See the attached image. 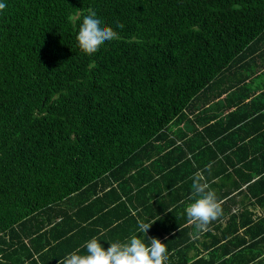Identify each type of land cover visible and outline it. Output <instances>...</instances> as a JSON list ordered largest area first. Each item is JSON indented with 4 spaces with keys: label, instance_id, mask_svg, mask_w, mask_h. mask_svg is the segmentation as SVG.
Masks as SVG:
<instances>
[{
    "label": "trees",
    "instance_id": "16d2710c",
    "mask_svg": "<svg viewBox=\"0 0 264 264\" xmlns=\"http://www.w3.org/2000/svg\"><path fill=\"white\" fill-rule=\"evenodd\" d=\"M0 2V264L107 250L138 220L166 264H264V0ZM89 10L118 33L93 55ZM209 164L223 213L197 233Z\"/></svg>",
    "mask_w": 264,
    "mask_h": 264
},
{
    "label": "clouds",
    "instance_id": "9594fccd",
    "mask_svg": "<svg viewBox=\"0 0 264 264\" xmlns=\"http://www.w3.org/2000/svg\"><path fill=\"white\" fill-rule=\"evenodd\" d=\"M6 3L0 2V11L5 10ZM235 7H239L236 5ZM123 28L122 24L117 25ZM118 33L107 26L97 17L95 11L89 10L84 16L76 37L80 49L87 55H93L107 41L116 39ZM212 165L206 169L197 171L192 180V195L186 208L187 223L194 225L196 232L203 231L212 221L223 213L222 202L216 192L211 189L203 172L211 173ZM154 222L138 220L137 232L125 242L110 243L105 250L96 237L86 242V251L82 254L81 249L69 253L59 261V264H166L169 258L167 245L158 238H148L147 233ZM147 241V242H146Z\"/></svg>",
    "mask_w": 264,
    "mask_h": 264
}]
</instances>
